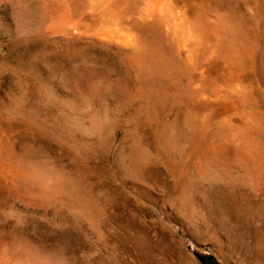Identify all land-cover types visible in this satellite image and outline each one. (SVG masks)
Wrapping results in <instances>:
<instances>
[{"label":"rangeland","instance_id":"374dc122","mask_svg":"<svg viewBox=\"0 0 264 264\" xmlns=\"http://www.w3.org/2000/svg\"><path fill=\"white\" fill-rule=\"evenodd\" d=\"M44 1L0 0V248L18 239L31 264H264V169L205 162L245 142L264 164V0L209 3L247 33L235 78L212 50L146 94L114 49L38 25Z\"/></svg>","mask_w":264,"mask_h":264},{"label":"bare ground","instance_id":"6f19581e","mask_svg":"<svg viewBox=\"0 0 264 264\" xmlns=\"http://www.w3.org/2000/svg\"><path fill=\"white\" fill-rule=\"evenodd\" d=\"M210 1L211 0H45L44 5L34 12L35 15L33 19L36 20L38 25H42L46 31L52 34L57 33L69 38H76L81 34H86L85 37L88 35L87 37L91 38H89V41L93 40V42H96V45L100 44L103 48L108 47L110 49L112 48V50L114 49V52H116L123 63L135 74L139 82V90L146 94L159 92L169 82L177 81L183 71L191 69L195 65L199 56L201 57L202 54H207L212 50L216 58L214 59V55L210 54L212 56H209L211 57L209 62L211 64L214 63V67H216L214 72H223L222 76L227 79L236 77L235 75L238 74L237 70L242 67L243 61L249 55V50L245 45L247 33L234 19H226L227 17L223 18L212 15L209 10ZM71 41H73V39H71ZM100 45L98 46L100 47ZM184 47L187 48L186 51ZM252 55H254V53ZM217 59L219 61L216 62ZM245 67L246 66H244V68ZM237 85L239 84L237 83ZM243 87L245 86L243 85ZM191 98L192 97H189L188 101L191 100ZM186 119L187 123L184 129L191 131V133L197 130V123L191 118ZM257 133L258 132L245 130L243 134L248 138H252L253 136H257ZM259 135H261V133H259ZM233 147L234 146H232V148ZM259 147L260 146H258V148ZM231 151L232 152H230L229 146L219 142L215 146H212L207 152L205 162L208 163L212 160V163L210 162L208 164H210V166L211 164L216 166L215 163L220 164L218 163V157H222V160L224 159L225 161L223 157H227L233 153L234 160L236 159L239 161V163L248 169H246L247 171L254 172L251 174L261 173L263 171L264 164L261 160V153L253 150L252 146L249 144L245 142L238 144V146ZM214 158L218 161L216 159L213 160ZM222 160L220 159V161ZM214 161L217 162L213 163ZM9 170L15 177L21 173L19 171L20 168L17 170L14 169V167H10ZM15 177L13 178L15 179ZM18 241L17 239V241L14 242L10 253L0 248V264H31L30 262L31 259H33V255L27 252L28 249L26 250L23 247H19ZM2 242H4V240Z\"/></svg>","mask_w":264,"mask_h":264}]
</instances>
